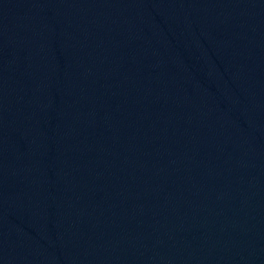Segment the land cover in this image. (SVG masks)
I'll use <instances>...</instances> for the list:
<instances>
[{
    "label": "water",
    "instance_id": "1",
    "mask_svg": "<svg viewBox=\"0 0 264 264\" xmlns=\"http://www.w3.org/2000/svg\"><path fill=\"white\" fill-rule=\"evenodd\" d=\"M0 264H264V0H0Z\"/></svg>",
    "mask_w": 264,
    "mask_h": 264
}]
</instances>
